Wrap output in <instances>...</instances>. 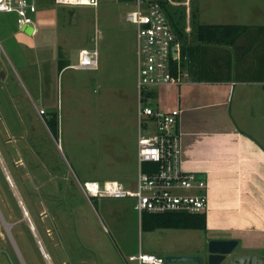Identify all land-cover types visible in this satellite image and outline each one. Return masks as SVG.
Here are the masks:
<instances>
[{"label": "rangeland", "instance_id": "374dc122", "mask_svg": "<svg viewBox=\"0 0 264 264\" xmlns=\"http://www.w3.org/2000/svg\"><path fill=\"white\" fill-rule=\"evenodd\" d=\"M173 2L170 9L181 27L188 6L192 29L196 21L264 24V0ZM135 5L134 0H100L97 6L40 0L34 34L21 29L15 13L0 12V264H49L24 216V203L52 264H79L81 256L90 264H128L129 255L140 250L197 254L209 237L225 231L218 225L234 224L235 212L244 216L242 208L221 215L211 211L207 232L144 230L134 197H88L80 187L106 179L136 186V26L126 19ZM82 48L97 49L96 68L59 70L60 50L75 64ZM234 96L231 104L241 112V123L264 145V105L253 100L249 107ZM148 102L157 104L154 98ZM42 108L58 114L57 138L39 113ZM207 179L213 183L211 175ZM229 183L220 190L226 204L234 203ZM256 199L264 208V196ZM213 203L218 209L217 200Z\"/></svg>", "mask_w": 264, "mask_h": 264}, {"label": "crops", "instance_id": "0c3cea01", "mask_svg": "<svg viewBox=\"0 0 264 264\" xmlns=\"http://www.w3.org/2000/svg\"><path fill=\"white\" fill-rule=\"evenodd\" d=\"M189 9L190 6L183 39L192 47L187 64L191 79L181 85L155 86L152 98L156 99L155 106L162 107L160 102L165 101L162 108L180 109L177 129L181 134L183 168L213 177V183L207 179L211 186L207 222L211 211L216 215L244 209V216L233 213L235 223L231 226L218 225L225 230L219 235L239 240L237 254L247 253L264 260V208L259 207L261 199H256L264 196V145L249 125L241 123V112L231 104L235 94L246 99L249 107L253 100L260 108L264 105V24L252 28L248 23L232 22L247 25L235 43H200L192 37ZM69 65L76 67L72 62ZM229 179L234 203L226 204L220 190L227 189ZM245 198L246 204L242 203ZM213 199L217 200L218 209L212 208ZM45 258L52 264L50 256ZM78 261L90 264L82 256Z\"/></svg>", "mask_w": 264, "mask_h": 264}, {"label": "built area", "instance_id": "2783aa9c", "mask_svg": "<svg viewBox=\"0 0 264 264\" xmlns=\"http://www.w3.org/2000/svg\"><path fill=\"white\" fill-rule=\"evenodd\" d=\"M40 0H0V12H13L17 24L32 25L37 32L34 14ZM66 6L93 5L100 0H54ZM126 19L136 26V88L138 115L137 182L128 187L117 179L102 183L89 180L79 183L86 196L134 197L140 219L143 212H206L209 192L206 179L182 166L181 134L177 129L179 108L164 109L148 102L153 87L181 85L190 81L187 55L182 40L174 30L165 2L173 0H134ZM165 1V2H164ZM190 29L189 27L186 28ZM76 67L93 69L98 66V51L79 50ZM45 109L39 110L44 114ZM50 256V255H49ZM128 264H167L165 256L153 252L130 254Z\"/></svg>", "mask_w": 264, "mask_h": 264}, {"label": "trees", "instance_id": "16d2710c", "mask_svg": "<svg viewBox=\"0 0 264 264\" xmlns=\"http://www.w3.org/2000/svg\"><path fill=\"white\" fill-rule=\"evenodd\" d=\"M165 2V1H164ZM169 19L173 23V28L182 40V51L183 55H187V64L190 62L191 55V44L184 42L183 32L184 27L180 26V17H176V13L171 12L170 7L172 4L164 3ZM247 25L245 24H234V23H201L195 22L193 27V39H196L200 43H218V44H233L242 35ZM63 53L60 50V56L58 59L59 70L65 66L71 64L70 60L63 57ZM48 114V115H47ZM48 124L50 131L55 138L59 134V120L58 114L53 110H45L43 114ZM1 147V144H0ZM8 159V158H7ZM6 159V160H7ZM10 165L11 172L15 178L14 172L12 171L13 166L11 160H7ZM15 180H17L15 178ZM17 182V181H16ZM22 194H25L21 191ZM27 205L28 202H27ZM141 227L144 230H154L157 228H193L203 229L207 227V215L205 212L188 213V212H143L141 217Z\"/></svg>", "mask_w": 264, "mask_h": 264}, {"label": "water", "instance_id": "95a60500", "mask_svg": "<svg viewBox=\"0 0 264 264\" xmlns=\"http://www.w3.org/2000/svg\"><path fill=\"white\" fill-rule=\"evenodd\" d=\"M22 30L27 33L32 34L33 26L26 25L21 27ZM3 74V72H1ZM4 168H7L4 166ZM8 170V169H7ZM6 174V172H5ZM198 178H202L203 174H196ZM6 179H9V183L12 184L9 175H6ZM22 199V198H21ZM23 201V200H22ZM24 202V201H23ZM22 203V202H21ZM24 209V206L23 208ZM25 212H29L28 210H24ZM23 211V213H24ZM28 214V213H27ZM25 216V214H24ZM26 217V216H25ZM28 223L34 234V221L32 217H28ZM239 243L237 238L233 237H212L208 240V251L210 264H219L225 257L236 252V247ZM38 244L40 245V249H42V253L49 255V252L43 249L41 238L38 239ZM233 264H264V260L258 258L255 255H250L247 253L243 254H234L233 256ZM165 260L167 264H198L201 260V256L198 254H166Z\"/></svg>", "mask_w": 264, "mask_h": 264}, {"label": "flooded vegetation", "instance_id": "af4514ba", "mask_svg": "<svg viewBox=\"0 0 264 264\" xmlns=\"http://www.w3.org/2000/svg\"><path fill=\"white\" fill-rule=\"evenodd\" d=\"M203 178L204 179H206V181H207V190H208V192H211L210 191V189H211V186L209 185V183H208V180H207V178H206V175H203ZM209 195H210V193H209ZM207 212V211H206ZM205 212V213H206ZM209 229V227H208V222H207V227H206V232H207V230ZM213 237H223L222 235H215V236H213ZM210 238H212V237H209L207 240H206V244H205V246H204V248H203V250L202 251H200L199 253H197L198 255H200L201 256V260H200V262L198 263V264H210V261H209V255H210V253H209V251H208V240L210 239ZM41 253H42V251H41ZM180 254H183V253H180ZM234 254H236V252H234L233 254H231V255H229V256H227V257H225L219 264H233V256H234ZM42 255H43V257L45 258V256H44V254L42 253ZM46 259V258H45Z\"/></svg>", "mask_w": 264, "mask_h": 264}, {"label": "bare ground", "instance_id": "6f19581e", "mask_svg": "<svg viewBox=\"0 0 264 264\" xmlns=\"http://www.w3.org/2000/svg\"><path fill=\"white\" fill-rule=\"evenodd\" d=\"M5 170L8 171L7 168H5ZM16 193H17V191H16ZM92 197H93V196H92ZM19 198H20V196H19ZM22 202H23V201H22ZM19 203H20V202H19ZM22 205H23V203H22ZM21 207H22V206H21ZM22 208H23V207H22ZM25 208H27V206H26L25 203H24V209H25ZM24 209H22V210L24 211ZM25 210H26V209H25ZM27 210H28V208H27ZM27 213H28V214H27ZM24 214H25V216H26V218H27V221H28V217H29V215H30L29 212H25V211H24ZM34 231L36 232V228H35V227H34ZM35 232H34V235H35V237H36V239H37V241H38V239H39L40 237L37 238L38 231H37V233H35ZM38 235H39V234H38ZM42 244H43V246H44V243H43V242H42ZM44 248H45V246H44ZM44 248H43V249H44ZM41 250H42V249H41ZM44 250H46V248H45ZM46 252H47V251H46ZM43 254H44V253H43ZM44 256L47 257L46 254H44ZM48 256H49V255H48Z\"/></svg>", "mask_w": 264, "mask_h": 264}]
</instances>
